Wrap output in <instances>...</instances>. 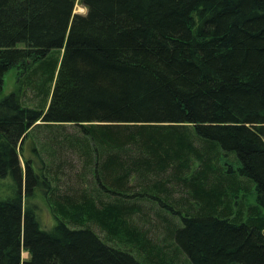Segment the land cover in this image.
I'll list each match as a JSON object with an SVG mask.
<instances>
[{"label":"trees","instance_id":"1","mask_svg":"<svg viewBox=\"0 0 264 264\" xmlns=\"http://www.w3.org/2000/svg\"><path fill=\"white\" fill-rule=\"evenodd\" d=\"M12 68L0 264H264V0H0Z\"/></svg>","mask_w":264,"mask_h":264},{"label":"rangeland","instance_id":"2","mask_svg":"<svg viewBox=\"0 0 264 264\" xmlns=\"http://www.w3.org/2000/svg\"><path fill=\"white\" fill-rule=\"evenodd\" d=\"M86 11H87L86 8L83 5H81L80 3H78L75 7L76 13L85 14ZM17 75H18V70L16 68H12L6 73L5 78H4V87H3L2 93L0 94V98L4 97L5 95L12 93L16 89ZM28 94L31 95V92L28 91ZM23 166H24V162H23ZM7 195H8V193L6 191H4V189L0 188V198H4ZM40 213H41V215H40L41 221L40 222H41L42 227L43 228L50 227L53 223V217L43 202H42V209H41ZM156 235L158 236V239H160L162 237V233H160V232H159V234L157 233ZM22 255H23V258L28 257V253L25 251H23Z\"/></svg>","mask_w":264,"mask_h":264}]
</instances>
